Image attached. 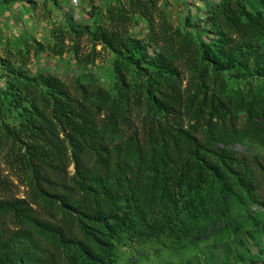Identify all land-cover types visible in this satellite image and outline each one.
Instances as JSON below:
<instances>
[{
	"label": "trees",
	"instance_id": "trees-1",
	"mask_svg": "<svg viewBox=\"0 0 264 264\" xmlns=\"http://www.w3.org/2000/svg\"><path fill=\"white\" fill-rule=\"evenodd\" d=\"M246 1L210 8L216 39L208 42L174 29L158 0H129L95 29L72 31L68 48L78 64L113 55L112 92L78 79L69 86L51 74L27 78L7 67L0 264H103L119 232L143 225L191 233L195 228L180 215L209 213L212 189L256 191L262 169L233 149L208 144L243 137L264 145L262 99L250 88L230 93L225 78L232 69L264 78V14ZM133 15L146 19L147 43L128 35ZM65 36H54L51 54L67 50ZM82 38L90 43L87 53ZM4 110L20 120L6 122Z\"/></svg>",
	"mask_w": 264,
	"mask_h": 264
},
{
	"label": "rangeland",
	"instance_id": "rangeland-1",
	"mask_svg": "<svg viewBox=\"0 0 264 264\" xmlns=\"http://www.w3.org/2000/svg\"><path fill=\"white\" fill-rule=\"evenodd\" d=\"M129 0H0V103L8 106L10 96L5 94L9 76L7 67L23 77L51 74L67 85L78 79L83 85L101 86L112 92L114 74L113 55L103 53L93 64H78L70 50L71 32L96 24H104L115 8L127 5ZM221 0H158L174 29L188 31L199 40H215L208 16L210 8ZM250 11L264 14V0H247ZM63 33L67 50L53 55L48 46L54 44V36ZM128 35L147 43L148 23L139 15L132 16ZM39 45L44 48L41 49ZM81 53H87L90 43L80 41ZM99 50L100 47H97ZM152 53L153 50L149 49ZM228 90L246 92L248 88L264 103V78H256L254 72L232 69L225 73ZM4 120L12 123L20 120L17 112L4 110ZM261 118V119H260ZM258 121L264 119L261 116ZM243 119L239 118L241 126ZM209 138L213 148L233 149L249 160L256 172L263 170L258 188L248 194L239 188L230 189L225 195L216 190L208 192L209 213L192 216L184 210L180 218L193 225L194 232L178 226L177 236L166 230L150 226L134 227L119 232L112 241L113 256L103 264H263L264 252V145L246 138L228 142ZM107 159L109 155L105 156ZM23 189L18 188V196ZM153 218V214L148 215Z\"/></svg>",
	"mask_w": 264,
	"mask_h": 264
}]
</instances>
